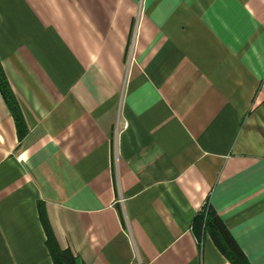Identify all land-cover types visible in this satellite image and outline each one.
Wrapping results in <instances>:
<instances>
[{"label": "crops", "instance_id": "obj_1", "mask_svg": "<svg viewBox=\"0 0 264 264\" xmlns=\"http://www.w3.org/2000/svg\"><path fill=\"white\" fill-rule=\"evenodd\" d=\"M0 264H264V0H0Z\"/></svg>", "mask_w": 264, "mask_h": 264}, {"label": "trees", "instance_id": "obj_2", "mask_svg": "<svg viewBox=\"0 0 264 264\" xmlns=\"http://www.w3.org/2000/svg\"><path fill=\"white\" fill-rule=\"evenodd\" d=\"M0 93L14 119L18 138L21 139L27 132V126L19 103L9 85L1 64ZM37 209L46 236L45 245L49 251L53 264H79L77 257L70 249H63L58 245L49 225L42 202L37 203ZM193 230L198 241H201L205 235H208L215 247L230 264H249L244 252L221 217L210 208L206 207L199 212V215L195 219Z\"/></svg>", "mask_w": 264, "mask_h": 264}, {"label": "built area", "instance_id": "obj_3", "mask_svg": "<svg viewBox=\"0 0 264 264\" xmlns=\"http://www.w3.org/2000/svg\"><path fill=\"white\" fill-rule=\"evenodd\" d=\"M207 206L206 205H204L202 208H201V211L203 210V209H205Z\"/></svg>", "mask_w": 264, "mask_h": 264}]
</instances>
